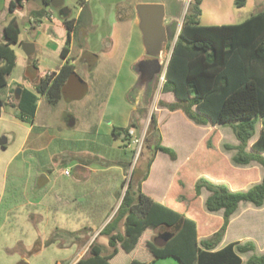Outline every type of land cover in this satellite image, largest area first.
<instances>
[{
  "label": "crops",
  "instance_id": "1",
  "mask_svg": "<svg viewBox=\"0 0 264 264\" xmlns=\"http://www.w3.org/2000/svg\"><path fill=\"white\" fill-rule=\"evenodd\" d=\"M12 1L0 0V41H3L4 27L11 17L9 7ZM175 1L183 2V0ZM51 2L52 0L50 4H46L43 0H24L22 6L14 12L19 26L20 21L23 22L26 32L31 30L34 34L49 35L46 49L60 54L61 60L55 62L53 66L49 64L47 58L38 61L27 60L23 63L21 75L14 77L13 73L19 64V54L12 45L17 54V64L7 85L1 89L0 119L10 118L12 112L21 119L18 105L23 91L38 97L37 108L33 120L30 121L31 127L21 139L17 151V154L29 153L31 158L37 160L33 167V175L27 177L22 190L13 192V199L7 204L6 212L19 207L18 204L45 212L46 215L42 216L46 219L43 222L46 239L51 238V246L56 245L60 250L66 251L65 258L70 260L69 264H71L73 260L78 261L87 253L93 241L100 243V237L105 235L100 234V231L111 220L122 202L124 172L127 168L129 171L133 167L137 183H140L145 194L195 220L199 240L211 238L223 225V212H209L206 209L205 201L210 192L204 188L198 195L197 180L206 177L214 182L226 183L231 190L238 191L246 190L261 182L264 175L263 167L259 162L251 161L247 165L236 164L233 160L236 149L226 148L225 144H239L231 126L236 121L199 124L189 118L182 107L171 108L170 104L178 100L173 91L162 90L153 112L160 133V144L172 148L175 156L156 150L159 136L152 131L148 134L153 145L146 170L143 169L142 158L144 151H147L146 145L139 161L125 162L121 154L112 157L108 151L116 149L117 141H121L118 147L123 149L124 155L128 151L133 153L130 146L124 145V134L119 138H115L112 134L115 127H129L131 124L127 125L129 117H125L119 125L111 123L107 127H102V119L99 121L96 119L95 122L80 127L81 114L90 115L94 110L91 106L83 111L80 104L86 101L93 104V98H90L92 80L102 61L98 46L93 44L95 40L93 36L105 34L113 36L116 29L122 30L131 23L135 29L138 28L139 34L136 36L138 45L145 48L137 3H126L127 0H82L75 17L71 16L70 10L67 14L69 19H74V23L69 51L63 56L62 50L68 29L64 20L55 18L47 22V14L53 12ZM160 2L165 4L164 24L168 37L165 49H167L173 46L183 22H180L182 17H179L178 13L168 11L167 0ZM22 42L19 35L18 43L22 44ZM33 44L36 52L37 43ZM139 56L140 54L136 58L142 57ZM68 60L74 65V72L64 85L61 100L66 96L69 106L58 109L56 107L61 100L57 103L49 102L45 95L37 93L36 85L40 78L59 72ZM114 63L113 67L118 68L117 76L120 77L124 61L115 60ZM7 105L13 109L11 113L7 110ZM42 107L47 112V118L50 117L51 120L46 121L43 126L46 127L45 129L32 135L34 119L38 117ZM139 107L143 109L140 105ZM139 107L134 108L138 111ZM147 107L150 113L151 104L148 103ZM103 116H105L104 112ZM146 116V110H142L140 121L136 123L137 127H133L135 132H142L145 129ZM260 131L261 128L257 125L256 134L247 147L248 151H252L251 146L259 137ZM0 147L6 148L7 144ZM149 163L151 165L148 169ZM123 164L127 165L123 168L121 167ZM117 167L122 172L116 175L111 169ZM65 168L71 169L70 175L63 174ZM14 196L19 199H14ZM98 211H104L101 214V221L98 220L100 215L94 213ZM49 214L52 215L51 219ZM232 242L239 245L251 243L255 247L254 250L239 252L242 258L240 264H247L248 259L255 253L264 254V205L255 206L250 202L239 204L216 249ZM100 244L104 253L111 250L110 245L107 247ZM43 247L45 243L41 248ZM121 252L125 251L119 250L112 259L113 264H116L115 260ZM130 253H133V259L138 256L136 253H143L144 264H159L157 262L159 260L167 261L162 263L168 264V261L173 259V257L154 259L144 246L143 238L128 254Z\"/></svg>",
  "mask_w": 264,
  "mask_h": 264
},
{
  "label": "trees",
  "instance_id": "2",
  "mask_svg": "<svg viewBox=\"0 0 264 264\" xmlns=\"http://www.w3.org/2000/svg\"><path fill=\"white\" fill-rule=\"evenodd\" d=\"M23 1L11 2V17L4 27L3 41H0V90L7 85L17 64V54L12 45L19 42L21 28L14 12L22 6ZM43 1L50 4V0ZM247 1L235 0V5L242 8ZM191 8L193 14L184 18L168 62L163 90L173 91L178 100L170 107H182L189 118L199 124L236 121L231 126L239 144H225L226 148L236 149L233 157L236 164L247 165L257 161L264 170V10L251 14L239 23L203 25L200 21L203 13L201 0H197ZM63 20L68 29L62 50L65 56L69 51L74 19L64 16ZM73 72L74 65L68 60L59 72L39 79L37 93L45 95L49 102L57 103L63 97L64 85ZM37 100L34 94L23 91L18 105L21 119L33 120ZM259 122V137L252 144V151H248ZM133 127H137L135 122L126 128L115 127L112 134L115 138L124 134V145L128 146L132 140L130 129ZM152 131L159 136L156 150L175 156L172 148L160 144L154 113L147 133ZM122 187V202L100 231V234L108 236L111 250L104 253L103 246L93 241L76 264H113L112 259L120 249L128 253L133 251L141 238L154 259L173 257L181 264H240L242 258L239 252L255 248L251 243L239 245L232 242L216 249L241 202L264 205V175L261 182L238 191L231 190L226 183L214 182L206 177L197 180L198 195L204 188L210 192L205 201L206 209L209 212L222 211L224 217L222 227L211 238L204 240L198 239L195 220L155 201L142 191L134 169L130 179L123 181ZM153 210L155 214L151 216ZM94 213L100 215L98 220L101 221L104 211ZM164 232L173 235L162 244L157 243L155 238ZM144 262L134 258L131 264ZM247 264H264V254H253Z\"/></svg>",
  "mask_w": 264,
  "mask_h": 264
},
{
  "label": "rangeland",
  "instance_id": "3",
  "mask_svg": "<svg viewBox=\"0 0 264 264\" xmlns=\"http://www.w3.org/2000/svg\"><path fill=\"white\" fill-rule=\"evenodd\" d=\"M82 0H64V7H67L71 16L75 17ZM126 3L138 4H163L160 1L165 0H127ZM152 1V2H146ZM168 1V11L178 13L180 22H183L184 18L190 17L193 14L191 6L197 0H183L182 3L174 2V0ZM202 15L200 16L201 24L203 25H216V24H232L242 22L245 18L249 17L254 12L264 10V0H248L244 8H238L235 5V0H201ZM54 19L63 20L61 10L52 6ZM49 14V13H48ZM47 22L51 20L49 16L46 17ZM21 34L20 39L23 40L22 44H13L14 48L19 54V64L15 69L13 75L18 77L21 75L23 63L27 60L37 59L42 60L47 58L50 65H55V62L61 60L60 54H55L53 51L46 49V44L49 40V35L46 34H34L31 30L26 32L23 22L20 21ZM103 31V29L101 30ZM138 28H134L129 23L125 28L116 29L114 35L105 34L101 36H93L95 39L93 44H96L101 53V63L97 69V72L93 78L92 92L90 98L92 103L83 102L80 104L82 110H86L92 106L93 113L90 115L81 114V121L79 126L95 122L96 119H102V127H107L111 123L119 125L123 122L125 117H129L127 125L131 122L138 123L142 110H146V124L151 121V112L149 113L148 107L143 109L139 107L140 101L138 99L137 84L139 81V75L135 70V64L139 58L144 55H149L150 52L146 45L142 48L137 43ZM175 41V40H174ZM37 43V50L32 54H27L24 51L23 43ZM59 42V41H58ZM145 44V42L143 41ZM167 46V43H166ZM128 47L129 50H128ZM78 49V45H76ZM170 47L165 49L162 54V58L166 59L167 54H170ZM48 52H47V51ZM46 51V52H45ZM123 60L124 65L122 67V75L117 76V67L115 60ZM125 71V73H124ZM128 72H131L130 74ZM131 75V76H130ZM157 80L154 81L153 86L150 89L148 103L152 105L153 96L157 90ZM2 98V91L0 90V99ZM107 102H109L107 104ZM47 105V103L45 104ZM43 105V107L45 106ZM78 105V104H77ZM69 106V101L66 96L61 100L56 108ZM74 106V105H73ZM139 107V110H135L134 107ZM7 110L12 112L11 106L7 105ZM41 109L38 117L34 119L33 134L45 129L43 127L47 120V112L45 109ZM142 107V106H141ZM151 108V107H150ZM106 111H105V110ZM125 109V113H124ZM105 116L102 117V113ZM1 113V107H0ZM12 116L8 119H0V138L7 137V147H0V264H69L70 260H66L67 252L60 250L56 245H52L51 238L46 239L43 222L46 220L42 215H46L43 211H35L30 207L21 206L12 208V210L6 212L7 204L13 199V192L23 188V183L27 181V177L34 171L33 167L36 164V158H31L30 154H17L18 145L21 139L25 137L31 122L19 119L16 114L12 112ZM61 116V115H60ZM60 116H57L60 117ZM84 119V120H83ZM89 119V120H88ZM60 121V120H58ZM258 128H261V122L258 123ZM80 128H78V131ZM143 133L136 131L134 135L140 136ZM144 136V135H143ZM148 133L145 134V139L141 145L131 144L129 147L133 150L132 154L128 151L126 155L123 153V149L118 147L121 141H117L116 149H110L108 152L112 157L122 155L125 162L139 161L141 154L143 153L144 146L147 151H144L143 169H147V160L150 157V151L152 147V140L148 138ZM147 140V141H146ZM136 147H142V151L136 158ZM127 164H123L121 167H125ZM117 166V164H115ZM118 168V167H117ZM113 168L112 172L116 174L122 171L119 168ZM133 167L129 171L124 172L125 181H128L131 177ZM33 175V174H32ZM18 198L14 196V199ZM19 199V198H18ZM155 214V210L152 211L151 216ZM42 216V217H41ZM49 219L52 215L49 214ZM100 243L109 247V239L107 236L102 235L99 239ZM45 247L41 248L42 245ZM40 248L42 250H40ZM69 253V252H68ZM137 259L144 260L143 253H136ZM133 260V253L121 252L115 260L116 264H131ZM173 260V261H171ZM78 261L73 260L71 264H76ZM159 264L167 262L163 260L157 261ZM168 264H180V262L173 258L168 261Z\"/></svg>",
  "mask_w": 264,
  "mask_h": 264
},
{
  "label": "water",
  "instance_id": "4",
  "mask_svg": "<svg viewBox=\"0 0 264 264\" xmlns=\"http://www.w3.org/2000/svg\"><path fill=\"white\" fill-rule=\"evenodd\" d=\"M52 6L60 8L64 0H52ZM61 15L67 16L69 9L62 7ZM138 14L140 17V28L143 33V40L150 54L142 56L135 64V70L139 75L137 84L138 99L140 106H148L150 89L163 68L164 49L168 40L167 31L164 24L165 6L163 4H138ZM24 51L27 54L34 52L33 43H23ZM2 57L0 55V61ZM8 140L6 137L0 138V146H5ZM173 234L164 232L158 234L155 241L159 244L167 241Z\"/></svg>",
  "mask_w": 264,
  "mask_h": 264
},
{
  "label": "built area",
  "instance_id": "5",
  "mask_svg": "<svg viewBox=\"0 0 264 264\" xmlns=\"http://www.w3.org/2000/svg\"><path fill=\"white\" fill-rule=\"evenodd\" d=\"M47 16H49V18L51 20L54 19L52 11L49 14H47ZM173 46H174V44H173ZM173 46H171L169 48L170 49L169 50L170 54L166 55L167 58L166 59L163 58V62H164L163 63V68H162L160 74L157 77V87H156L157 90H156L155 95L153 96V102H152V105H151V113H150L151 116L154 113L153 111L157 107V104H158V101H159V98H160V94H161V92L163 90V87H164V84H165V82L167 80L166 74H167L168 62H169V59H170V56H171V53H172ZM164 51H165V49H164ZM150 120H151V118H150ZM149 124H150V122H149ZM149 124L145 127V129L143 130V133L140 136L134 135L135 134V130L133 128L130 129V134L132 136V140H131V142L129 143L128 146H131L132 143H134L135 145H141L142 144L143 140L145 139V134L147 133ZM141 148L142 147H140V148L136 147L135 153H136V158L137 159H138V157H139V155H140V153L142 151ZM70 173H71V169L70 168H65L63 170V174H65V175H70Z\"/></svg>",
  "mask_w": 264,
  "mask_h": 264
},
{
  "label": "flooded vegetation",
  "instance_id": "6",
  "mask_svg": "<svg viewBox=\"0 0 264 264\" xmlns=\"http://www.w3.org/2000/svg\"><path fill=\"white\" fill-rule=\"evenodd\" d=\"M62 7H64V5L62 6ZM62 7H60L59 9H61ZM157 80V78L155 79V81ZM153 86V85H152Z\"/></svg>",
  "mask_w": 264,
  "mask_h": 264
}]
</instances>
